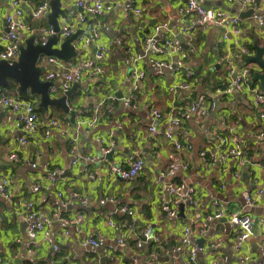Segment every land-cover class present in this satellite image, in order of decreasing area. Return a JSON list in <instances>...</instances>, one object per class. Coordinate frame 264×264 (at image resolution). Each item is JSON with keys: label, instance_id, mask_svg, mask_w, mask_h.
<instances>
[{"label": "crops", "instance_id": "crops-1", "mask_svg": "<svg viewBox=\"0 0 264 264\" xmlns=\"http://www.w3.org/2000/svg\"><path fill=\"white\" fill-rule=\"evenodd\" d=\"M200 2L213 8H217V3L232 9L238 7V12L243 13L251 8L242 10L237 3H228V0ZM137 4L144 10L139 19L111 13L98 18L88 17L86 25L79 26L76 23L78 10L74 7V0H61L60 16L75 25V32L81 34L88 26L97 25L98 42L108 50L101 64L104 74L95 79L74 83L76 87L68 98V105L74 110L82 108L85 111L107 95H114L119 99L127 96L132 90L128 48L140 54L143 37L156 26H160L158 38L173 36L176 39L180 34L187 46H195V51H191L189 47L185 50L180 46L183 51L181 61L192 70L193 77L187 80L180 69L173 68L176 66L174 58L171 60L172 66L166 72L156 75L144 58L138 65L146 76L142 89L138 92L136 109L117 103L114 113L101 120L92 130L84 124L80 126L78 117L74 119L75 126L71 125L68 115L55 107L37 112L38 131L18 151L19 162L8 160V156L17 151V139L22 135L17 114L10 109H1L0 177L6 174L12 176L13 204L0 198V264H30L29 257L35 259L37 264H187L185 254H172L173 247L181 242L182 230L197 222L205 223L213 201H221L229 210H241L245 197L264 186V141L257 146L252 142L261 122L245 91L215 98L216 107L205 119L189 115L181 122L177 140L182 145H191V151H178L162 136H149L151 109L161 113L163 119L158 126L164 128L166 117L175 107L200 95L208 100L213 99L215 88L227 77L230 66L239 69L246 65L247 58L238 53L237 38L231 36L229 25L193 30L189 32L190 36L182 33L187 28V21L179 13L184 0H137ZM253 6V13L249 17L241 19L238 14H234L238 15L243 29L238 39L248 48H253L255 43L258 47L264 46L263 30L253 21L255 15H264V0H255ZM24 8L27 20L33 27L36 22L30 19L29 8ZM11 11L10 6L0 0V34L5 31L4 18ZM38 25H48L47 18L44 16L40 19ZM162 26L164 27L161 28ZM116 39H120L122 43L117 44ZM91 50V47L88 48L82 55L91 56ZM156 57L167 61L164 56ZM252 65L250 67L253 74L260 71L256 65ZM45 72L41 78H44ZM252 78L250 81L253 86L259 87ZM187 81L191 85L189 90H170L173 84ZM7 92L16 93V90L0 87V94ZM60 96L62 95H57L56 98ZM30 100L38 107L39 97ZM52 117L68 123L70 137L61 136L56 131H52L49 138L44 137V125ZM222 120L236 128L238 141L249 147V153L256 162L254 167L242 168L239 179L232 175L237 168L236 162L229 160L213 168H205L204 160L199 154L207 148V141L214 140L215 144V136L225 133L221 126ZM81 127L84 132L80 131ZM103 138L110 147L111 160L107 156L103 157L100 152V140ZM36 152L41 153V158L37 168L32 169L29 163ZM138 152L145 160V167L136 178L122 182L108 176L106 170L109 165L128 166ZM81 154L92 157L94 161L78 160L73 164L74 159ZM184 160L189 163L188 168L166 174L169 164H178ZM55 168L60 169V173L56 176L54 174L56 182L50 183L46 175ZM86 168L94 172L99 180H90L84 171ZM39 181L43 188L40 193L34 194L32 187ZM169 182L195 187L198 198L196 208H183L182 213L179 210L175 217H169L161 206L162 202L168 200V194L162 186ZM57 192H62L68 200L66 210L69 215L79 212L83 214L81 232L55 224L50 235L59 244V251L53 254L51 246L42 241L43 233H39L34 253L28 255L30 247L20 213L27 202L34 201L38 216L48 215L57 202ZM83 197L89 198L86 205L80 204ZM101 200L105 202L102 204ZM122 206L133 212L129 216L131 222L126 218L128 215L120 211ZM242 211L255 221L253 235L244 243L242 250L237 251L235 248L238 227L225 219L213 220L205 223L204 231L201 232L200 229V232L192 236L198 247L195 264H249L241 261L242 253L248 255L252 262L260 260L264 227L259 226L256 220L264 219V199ZM109 222L114 223V228ZM148 226L159 236L160 243L148 241L142 248H137L134 235H139ZM66 229L69 235L63 237ZM96 234L103 239V246L92 254L81 245V240ZM119 239H124L123 247L118 246Z\"/></svg>", "mask_w": 264, "mask_h": 264}, {"label": "built area", "instance_id": "built-area-1", "mask_svg": "<svg viewBox=\"0 0 264 264\" xmlns=\"http://www.w3.org/2000/svg\"><path fill=\"white\" fill-rule=\"evenodd\" d=\"M11 8V13L4 18L5 31L0 34V61H7L9 63L16 61L20 55V47L24 41L30 36H34V43L37 45H45L47 39L55 35L53 29L49 26H39L38 21L49 13L50 0H4ZM255 0H228V3H237L240 9L245 10L254 4ZM24 6L29 8L30 19L36 22L37 28L34 29L27 20ZM74 7L78 10L76 14V23L79 26L86 25L87 18H98L105 14L121 13L125 17L139 19L143 16L144 10L142 6L137 4V0H74ZM238 9V7H237ZM179 13L182 18L187 21V28L183 29L184 34L189 35L193 30H204L209 26L223 27L229 25L231 36L237 38L238 53L243 57L249 58L252 53L249 48L238 38L241 36L243 29L240 24L238 15H234L221 8L206 7L198 0H184V5L179 8ZM61 24V40L69 38L72 34L77 33L73 40V47L76 51V56L68 60H60L53 56L43 57L40 65L48 67L45 72L44 80L51 82L49 93L52 97L63 95L68 92L74 83H79L83 80L95 79L99 75L104 74L102 62L107 56V48L98 42L99 29L97 25L88 26L83 33L75 32V25L66 20L65 17L60 16ZM253 21L263 30L264 33V15H255ZM162 26L161 28H163ZM160 31V26H156L153 31L147 33L142 39V52L136 53L131 48H128L130 55V77L132 80L131 92L122 98H116L114 95H107L103 97L90 110L82 111L76 116L79 118V124L86 125L89 130L103 119L110 117L115 110L116 104L121 103L124 107H131L136 109L138 106V92L141 91L145 72L138 67V65L147 59L148 65L155 70L156 75H161L163 72L172 66L171 60L176 59V66L182 72V76L190 80L193 77L191 69L186 67L182 61V49L179 42L173 36L158 38L157 34ZM155 32V33H154ZM117 44H121L120 39H116ZM93 47L94 52L87 55H82L88 48ZM191 51H195V46H189ZM156 56H164L166 60H159ZM251 64H246L242 67L235 68L230 66L227 71V77L215 88L213 99L208 100L200 95L193 100H189L180 106L174 108L166 117V125L160 128L158 125L163 119L161 113L156 109H151V124L148 127L150 137H163L166 141L173 144L176 150L191 151L192 146L182 145L177 140V131L180 128L181 122L187 116H194L200 119H205L210 112L216 107L215 98L231 96L236 92L245 91L251 98V106L257 113V117L261 122L259 131L253 137V144L258 145L264 141V91L259 87L253 86L250 79L253 76V69ZM190 83L181 82L173 84L170 87L171 91L189 90ZM68 104V103H67ZM10 109L17 114L18 123L20 124L22 135L18 137V149L16 152L8 156V160L12 162H19L18 151L26 145L27 141L34 137L38 131V117L37 106L34 101L22 98L16 92H7L0 94V110ZM222 130H225L223 135H216L214 140L207 141L206 149L200 151V156L204 160L205 168H213L217 165L224 164L229 160L236 162L237 168L233 172L235 179L240 178L241 169L244 167H254L256 162L254 157L249 153V147L243 145L236 137V128L230 126L226 120L221 122ZM52 131H56L61 136L70 137L71 131L68 123L61 119L52 117L48 118L44 125L43 135L45 138L51 136ZM113 135V133H111ZM105 139L100 140V152L102 156L110 153V147ZM41 158V153L36 152L29 163L32 169H36ZM131 163L121 165H109L107 167V174L111 178L122 182L130 181L136 178L145 167V160L140 152L132 157ZM78 160H85L93 162L94 159L83 154L74 159L73 164ZM187 161H181L178 164L171 163L168 165L166 174H172L175 170L188 168ZM257 166H260L257 163ZM264 168V167H263ZM90 180H99L94 172H90L87 168L84 170ZM60 173V169L55 168L49 171L46 179L50 183H55V176ZM55 174V176H54ZM223 187V186H222ZM13 179L11 175H3L0 177V198L7 200L13 204ZM43 188L41 181L37 182L32 191L34 194L40 193ZM224 188V187H223ZM168 194V200L161 203L162 209L173 218L180 210V206L191 210L196 208L198 204L197 191L195 187L188 186L183 183L169 182L162 186ZM264 199V186L249 193L244 200L243 207L237 210H229L221 201H213L210 207L209 214L205 217V223L213 220L225 219L228 223L237 226L239 233L236 237L235 248L241 251L244 243L253 235V225L255 221L248 214L242 210L245 207H252ZM44 200V199H43ZM89 201L88 197H83L80 201L81 205H86ZM102 204L104 200L100 201ZM68 200H66L62 192H57V202L48 215L38 216L36 205L34 201L27 202L22 213V219L25 223V234L28 240V255L34 253L37 246V237L39 233H43V242L51 246L53 254L59 251V244L51 237V230L55 224H60L65 228H73L76 232H81V226L84 223V216L82 213L69 215L66 207ZM120 211L128 216L133 212L126 206H122ZM17 213V211H14ZM205 223L197 222L194 226H186L182 230L181 242L178 246L173 247L172 254L183 253L186 255V263L194 264L198 254V247L192 240V236L196 232L204 231ZM256 223L264 227V219L258 218ZM109 225L114 228V223L109 222ZM68 230L63 231V237H68ZM134 243L137 248H142L145 242L151 241L154 244H159V236L154 233L150 226L146 227L139 235H134ZM119 247L124 246V239L117 241ZM81 245L87 248L90 253H95L103 246V239L98 235L94 237L84 238L81 240ZM262 255L260 260L251 261L248 255L242 253L241 261L249 264H264V242L262 244ZM99 252V251H98ZM32 255V254H31ZM1 261V258H0ZM30 264H37L32 257L28 258Z\"/></svg>", "mask_w": 264, "mask_h": 264}, {"label": "water", "instance_id": "water-1", "mask_svg": "<svg viewBox=\"0 0 264 264\" xmlns=\"http://www.w3.org/2000/svg\"><path fill=\"white\" fill-rule=\"evenodd\" d=\"M49 6L50 11L46 15V18L48 20V25L53 29L55 35L49 37L46 44L43 46L35 44L34 36H30L24 41V44L21 45L20 55L16 61L11 63L7 61H0V87H8L10 81L14 82L17 85L18 95L29 93L30 95L39 97V108L44 111H47L49 107L61 109L68 115L69 123L75 126L76 123L74 122V119L80 111H83V109L79 108L78 111L74 110L67 103L68 98L76 87V84L72 86L71 90L56 98L52 97L49 93V87L52 83L41 78V75L48 70V67L46 68L45 66H40L43 57L53 56L60 60H68L76 56V51L72 43L77 36V33L72 34L65 40H61L60 38L61 25L58 18L61 14V0H50ZM216 6L217 8L220 7L232 14H238L241 19L249 17L253 13L254 8L252 5L250 10L243 13L238 12L237 8L232 9L227 6H221L220 3H217ZM33 28L36 29L37 25L33 24ZM176 39L179 41L180 46L183 49H188L182 35L179 34L176 36ZM91 49L93 53L94 48L91 47ZM253 50L254 55L247 58L245 63L256 65L260 69V71L253 74L252 80L253 82L258 83L259 88L264 91V46L258 47L255 43L253 44ZM174 67L175 65L173 68ZM106 156L110 159L109 154ZM182 211L183 205L180 206V213H182ZM126 218L129 222H131V218L129 216Z\"/></svg>", "mask_w": 264, "mask_h": 264}, {"label": "trees", "instance_id": "trees-1", "mask_svg": "<svg viewBox=\"0 0 264 264\" xmlns=\"http://www.w3.org/2000/svg\"><path fill=\"white\" fill-rule=\"evenodd\" d=\"M249 50H250L251 53L253 52V48L252 47H250ZM2 88L3 89H13V90H16V92H18L17 91V85L14 82H10L8 87H2ZM20 97L25 98V99H30V98H33V97H36V96L30 95L29 93H27V94H24V95H20ZM36 111L39 113V112H42V109L37 107Z\"/></svg>", "mask_w": 264, "mask_h": 264}, {"label": "rangeland", "instance_id": "rangeland-1", "mask_svg": "<svg viewBox=\"0 0 264 264\" xmlns=\"http://www.w3.org/2000/svg\"><path fill=\"white\" fill-rule=\"evenodd\" d=\"M253 66V65H252ZM212 94V93H211ZM210 93H209V95H211ZM80 131H83L84 132V129L81 127V129H80Z\"/></svg>", "mask_w": 264, "mask_h": 264}]
</instances>
